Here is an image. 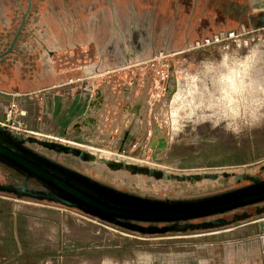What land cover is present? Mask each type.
<instances>
[{
	"label": "rangeland",
	"instance_id": "374dc122",
	"mask_svg": "<svg viewBox=\"0 0 264 264\" xmlns=\"http://www.w3.org/2000/svg\"><path fill=\"white\" fill-rule=\"evenodd\" d=\"M246 1L249 12L241 16L224 12L226 0H211L208 9H196L193 0H32L23 21L29 0H0V54L13 46L0 58V125L79 147L89 143L91 151L112 150L103 156L114 160L157 161L175 172L264 176V26L251 24L264 11V0ZM100 64L105 71L92 70ZM54 66L65 71L62 84L37 90V74L47 83ZM53 89H61L62 97L73 94L62 121L48 103ZM97 96L113 115L124 110L127 97L134 104L129 123L111 144L104 141L107 134L74 127ZM160 109L164 119L158 123ZM152 139L166 145L153 148ZM59 157L123 189L158 196H199L248 182L158 181L101 161ZM6 173L0 166L1 181ZM259 219L216 230L141 235L77 207L0 191V264H264Z\"/></svg>",
	"mask_w": 264,
	"mask_h": 264
},
{
	"label": "water",
	"instance_id": "95a60500",
	"mask_svg": "<svg viewBox=\"0 0 264 264\" xmlns=\"http://www.w3.org/2000/svg\"><path fill=\"white\" fill-rule=\"evenodd\" d=\"M31 8L32 0H29L23 21ZM255 17H257L256 20ZM252 19L253 27H263L264 11H260ZM16 39L17 36L14 38V42ZM12 49L13 46L4 54H0V58ZM92 70L105 71L106 66L96 65ZM127 109H132L130 101L126 102L124 110ZM0 129L8 133L11 132L4 127H0ZM18 138L30 143H40L57 152L56 156H50L27 146L29 151L37 155V160H33L12 147L3 148L0 146V152L12 160L5 158V162L25 175V182L21 185L0 182V191L14 192L20 198L50 200L70 207H77L88 214L141 235L216 230L251 219L263 218L264 215V176L262 174L248 171L237 173L232 170L175 172L159 166L132 163L125 158L114 160L77 145L37 136L18 134ZM164 145H166L164 139L160 142L152 139L153 148ZM62 153L72 154L84 161L105 162L113 169L148 174L158 181L161 179L190 182L204 179L226 181L231 177L238 183H242L244 180H248V182L199 196L174 197L143 194L123 189L65 163L59 157ZM154 156L156 155L154 154ZM261 172H264V165ZM33 176L42 183V188L28 185L29 177ZM252 207L255 209L249 211L248 208ZM229 213H233L232 217L227 216Z\"/></svg>",
	"mask_w": 264,
	"mask_h": 264
},
{
	"label": "bare ground",
	"instance_id": "6f19581e",
	"mask_svg": "<svg viewBox=\"0 0 264 264\" xmlns=\"http://www.w3.org/2000/svg\"><path fill=\"white\" fill-rule=\"evenodd\" d=\"M251 3L253 5H255L257 3V0H251ZM127 100H128V97L125 100H123L122 103H124L125 101L127 102ZM131 104L134 107L133 101H131ZM101 107H103V110H101ZM106 107L107 106L104 105L102 98L100 96H97L92 101V105H91V109H90L89 114L87 116H85V118L83 119V121L81 123H79L78 125L80 126V125H83L84 124L89 129H92V130L93 129H96V131L98 130L97 131L98 133L101 132L102 134H107L110 137L107 138V139H104V141L105 140H108V142L110 141V144H111V143H114V142L117 141V138H119V136L121 135V133L123 132V130L126 128L127 124L129 123V119L134 114V111L132 110L133 108L132 109L123 110V108L121 106V108H122L121 110H123V111H121L120 113H118V115H116V114L113 115V114H110L109 113V109H107L109 107H107V108ZM160 110H161L160 111V114L157 117V120H158L157 122L158 123L159 122H162L163 119H164L163 118L164 111H162V109H160ZM78 125L77 124H74V127L75 126H78ZM47 137H49L51 140L60 141V142H63V143H69L71 145H77V146L79 145L77 142L70 141V140H66V139H63V138H57L55 136H47ZM91 138L92 139H95L96 137L93 136ZM88 144L87 145H83L82 147L83 148H86V149H89V148L93 147V145L90 147L91 144L90 145H88ZM98 144H100V143H98ZM94 148H95V151L98 152L101 155L105 154L106 152H111L112 151V150H108V149L101 148V147H94ZM143 161L145 162V160H143ZM148 163H151L154 166H159V167L165 168L163 166V164L158 163L157 161H150ZM262 219L263 218H260L259 220H262Z\"/></svg>",
	"mask_w": 264,
	"mask_h": 264
},
{
	"label": "crops",
	"instance_id": "0c3cea01",
	"mask_svg": "<svg viewBox=\"0 0 264 264\" xmlns=\"http://www.w3.org/2000/svg\"><path fill=\"white\" fill-rule=\"evenodd\" d=\"M193 2L195 4L196 9H198V8H203V9L207 8L208 9L210 7L209 4H210L211 0H204L205 3L202 2V0H193ZM222 8L224 9V12L226 14L230 13V10H235L236 12L240 13L241 16H244L246 13L249 12V6L247 5L246 0H226V2H224V5L222 6ZM222 8H217L216 10L220 11V10H222ZM2 44H3V41H0V48H2L1 47ZM0 62H2V61H0ZM0 65H3V64L0 63ZM39 71H41V70H39ZM54 72H55L54 75L51 77V79L49 81H47V83L45 81H41L40 79H38L39 74H37L38 78L36 79V81H37L38 86L36 89L40 90V89H43L46 87L54 88L57 85H61L63 80H59V79H61V75H65L63 73L65 71L59 72V71H57V69L54 66ZM64 84H66V82ZM69 87H70V85H66V87L64 89H68ZM127 88H129V87H127ZM51 92L52 93H51V96H49L48 103H49L50 109L52 111V116L54 117V119H58V120L60 119L62 121V119L65 117V115H68V113H69V105H71V103L73 102V94L71 95V97H68V96L62 97L61 94L64 92L61 91V89H53ZM249 223L250 222H247L243 225H246Z\"/></svg>",
	"mask_w": 264,
	"mask_h": 264
},
{
	"label": "flooded vegetation",
	"instance_id": "af4514ba",
	"mask_svg": "<svg viewBox=\"0 0 264 264\" xmlns=\"http://www.w3.org/2000/svg\"><path fill=\"white\" fill-rule=\"evenodd\" d=\"M0 127H4V126L0 125ZM4 128L7 130H10L7 127H4ZM18 134H20V133H16L14 131H11L8 133V132L2 131L0 129V146H3V148L12 147L17 152H19L21 154H25L33 160H37V155H34L31 151H29L27 146H29L30 148H33L39 152L48 154L41 149H37L30 142L19 139ZM50 156H55V155H50ZM5 158L12 161L11 159L7 158L4 155V153L2 154L0 152V166L3 167L7 171L6 181L0 180V182L5 183V184H14V185L23 184L25 182V175L23 173H21L19 170H17L14 166H10L8 163H6ZM28 185L32 186V187H36V188H42L43 187L42 183L34 176L29 177ZM11 193H14V192H11Z\"/></svg>",
	"mask_w": 264,
	"mask_h": 264
}]
</instances>
